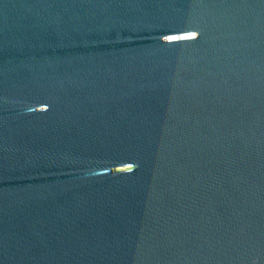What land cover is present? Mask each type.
Instances as JSON below:
<instances>
[{
  "label": "water",
  "instance_id": "95a60500",
  "mask_svg": "<svg viewBox=\"0 0 264 264\" xmlns=\"http://www.w3.org/2000/svg\"><path fill=\"white\" fill-rule=\"evenodd\" d=\"M0 264H264V0H0Z\"/></svg>",
  "mask_w": 264,
  "mask_h": 264
}]
</instances>
